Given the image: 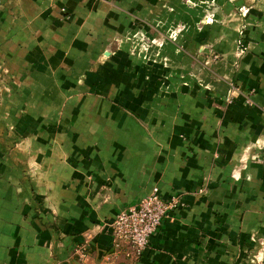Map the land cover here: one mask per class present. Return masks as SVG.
<instances>
[{
  "label": "crops",
  "instance_id": "crops-1",
  "mask_svg": "<svg viewBox=\"0 0 264 264\" xmlns=\"http://www.w3.org/2000/svg\"><path fill=\"white\" fill-rule=\"evenodd\" d=\"M189 1L0 0V264H264V0ZM153 187L182 205L133 260L109 224Z\"/></svg>",
  "mask_w": 264,
  "mask_h": 264
},
{
  "label": "built area",
  "instance_id": "built-area-1",
  "mask_svg": "<svg viewBox=\"0 0 264 264\" xmlns=\"http://www.w3.org/2000/svg\"><path fill=\"white\" fill-rule=\"evenodd\" d=\"M136 44L138 45V43ZM142 47L146 46L142 45ZM181 205L178 197L164 199L160 196L158 188L153 187L136 203L120 210L109 224L113 247L125 244L127 246L124 251L125 256L138 260L146 248L150 236L159 229L169 213ZM89 238L90 236L86 235L83 244L75 248V253L80 258L86 256Z\"/></svg>",
  "mask_w": 264,
  "mask_h": 264
},
{
  "label": "rangeland",
  "instance_id": "rangeland-1",
  "mask_svg": "<svg viewBox=\"0 0 264 264\" xmlns=\"http://www.w3.org/2000/svg\"><path fill=\"white\" fill-rule=\"evenodd\" d=\"M184 2L185 4H188L191 6L195 5L193 2L189 0H184ZM207 2L208 3H205L206 6L204 8L205 10L204 14L197 21V25H199L200 28L202 25L213 23L216 19V17L214 16V13L210 10L211 8L209 7V4H213L214 2H211V1H207ZM237 9H238L237 11L240 17H245L246 13H244L245 11L243 10V6H239ZM244 28H245V24L243 22L239 26L236 27L237 38L235 41L238 45H240L242 42ZM182 29H183V25L175 24L173 27L169 28L165 32L153 36V38L151 36H148L144 32L136 31V32L126 34L123 40L129 44L127 52L130 55H135L137 57L145 56L151 59H158V58L164 57L161 53L162 52L161 47H159L160 45L158 42L175 41L177 39L178 34L181 32ZM134 36H137V37H134ZM136 43H138V45ZM146 44H148V46ZM142 45L146 47L144 48L142 47ZM206 54L207 56L205 57L203 62H205L206 60H210V59L218 60L220 58V55L217 53L212 52L210 54V52H208ZM251 263L253 262L251 261ZM251 263L249 262L248 264H251Z\"/></svg>",
  "mask_w": 264,
  "mask_h": 264
}]
</instances>
